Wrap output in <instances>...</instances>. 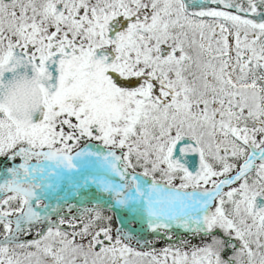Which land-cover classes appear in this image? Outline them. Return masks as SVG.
<instances>
[{
  "label": "rangeland",
  "instance_id": "rangeland-1",
  "mask_svg": "<svg viewBox=\"0 0 264 264\" xmlns=\"http://www.w3.org/2000/svg\"><path fill=\"white\" fill-rule=\"evenodd\" d=\"M182 1L54 0L55 29L61 37L55 45L71 49L62 64L63 71L70 68L71 72L65 74L53 99L45 103L43 116L36 124L19 128L0 116V220L4 228L0 233V264H222L212 250L218 244H212V239L201 242L186 223L179 225V219L184 221L186 217L174 206L170 211L168 206L160 205L169 219L162 227L157 225L158 220L141 211L143 206L135 199L125 201L126 212L114 214V181L124 188L130 186L127 180L114 179V168L121 166L144 183L139 188L145 193L205 194L210 187L213 172L209 168L200 179L189 180L166 164L164 156L175 130L162 131L159 120L155 125L149 122L143 102L149 89L143 79L133 84L144 73L143 65L149 56L154 62L150 49L158 59V53L180 45L173 33L181 24L187 28H182L181 39L197 27L194 37L203 75L210 76L211 67L219 63L211 58L221 47L213 27L218 25L217 33L227 32L229 26L224 19L240 14L229 11L224 4L196 0L198 20L194 21L181 8ZM252 1L246 0V13L241 16L259 19L258 31L264 37V0ZM256 8L258 11L252 13ZM98 11L101 15L96 16ZM91 16L96 20L88 29L98 27L108 46L105 37L114 22V60L110 47L104 50L99 62V58H91V51L82 54L80 45H73L80 40L81 20L86 17L90 23ZM246 31L250 32L248 28ZM262 47V53L256 51L260 64L264 62V42ZM161 63L165 65L168 83L178 81L177 60L161 57L157 69ZM99 66L107 74L98 73ZM113 71L114 78L110 76ZM85 75L93 78L87 93L82 92L81 86ZM96 94L99 97L92 98ZM132 124L135 131L130 137L127 133ZM199 139L206 146V137ZM76 149L106 156L104 160L108 162L103 169L112 174L105 178L92 159L82 163L76 153L68 159L66 156ZM232 170L227 168L215 175ZM11 198L14 200L5 204ZM183 199L187 202L186 197ZM144 207L157 209L158 205ZM189 207L192 210L190 204ZM215 207L214 213L202 216L206 225L214 221L224 230L225 224L238 219L235 215H221ZM98 209L111 211L114 225L90 226L93 212ZM228 230L222 234L234 241L243 239L238 229L229 226Z\"/></svg>",
  "mask_w": 264,
  "mask_h": 264
},
{
  "label": "flooded vegetation",
  "instance_id": "flooded-vegetation-1",
  "mask_svg": "<svg viewBox=\"0 0 264 264\" xmlns=\"http://www.w3.org/2000/svg\"><path fill=\"white\" fill-rule=\"evenodd\" d=\"M211 1L226 5L229 11L240 16L224 19V23L229 26L227 32L217 33L218 25H214V35L220 41L221 47L211 56L219 63L213 66L214 68L211 67L210 76H204L199 67L200 50L194 37L197 36V27L186 33V38L181 39L179 36L182 35L184 27L181 24L173 33L181 41L180 45L158 53V59L150 49L149 53L154 62L149 56L143 65L144 73L133 80L135 85L143 79L145 87L149 89L147 96L143 98L149 122L155 125V121L159 120L162 122V131L174 128V138L188 137L198 147L205 169L198 178L189 180L200 179L209 168L213 172L209 190L205 194L196 191L193 195L189 192L171 196L162 191L145 193L143 188H139L140 184L144 183L138 182L132 173H126L129 171L127 168L121 166L114 168V179L127 180L130 186L124 188L114 181L116 197L114 214L126 212L125 201L135 199L143 206L141 211L158 220L157 225L162 227L169 219L162 212L160 205L168 206L170 211H173L171 207L174 206L175 211L184 213L186 217L184 221L179 219V225L181 222L182 226L186 223L187 229L201 242L212 239V244H218L212 247V250L222 264H264V62L260 64L256 56V51L262 53L263 50L264 37L258 31L261 29V22L257 18L241 16L246 13V0ZM256 1L258 0L252 2ZM180 5L186 14L195 18L194 21L198 20L196 0L191 2L183 0ZM257 11L256 8L252 13ZM99 15L101 12L98 11L96 16ZM95 20V16L90 17V23L86 17L81 20L80 40L74 41L73 45H80L79 52L82 54L91 51V58L95 60L99 58V62L104 50L110 47L114 60V43L117 40L114 38V22L105 37L109 42L108 46L103 43L102 33L100 34L98 27L88 29ZM55 24L54 0H0V53L3 54L0 56V62L15 49L30 61L37 72H41V63L45 58L51 53L60 54L58 87L55 93L51 97H46L42 87L38 85L43 105L40 119L45 111V103L53 99L63 77L71 72L70 68L67 70L64 68L63 71L62 64L68 58L71 49L65 46L56 47L55 41L61 40V37L56 32ZM149 27L153 29L151 25ZM247 28L250 32L246 31ZM66 35L69 36V32H66ZM160 56L164 60L171 58L177 60V66L180 67L178 81L173 79L171 84L168 83L163 63L159 64L157 69ZM233 61L238 63L233 64ZM98 73L107 74L100 66ZM110 76L114 78V71ZM84 77L86 78H83L81 83L82 92L87 93L93 78H89V75ZM98 97L96 94L92 98ZM66 100L68 101V98ZM2 115L19 128H29L15 124L7 114L6 108L0 105V116ZM133 125L130 126L132 129L128 131L127 136L132 137L134 134ZM203 136L207 139V147L199 139ZM74 153L80 157L82 163L88 158L92 159L105 178L112 174V171L103 169L108 162L104 160L106 156H100L98 153L91 155L76 149L66 157L71 159ZM166 156L167 154L164 156L165 161ZM227 168L234 170L222 176L215 175ZM171 170L184 174L180 170ZM184 197L187 202L184 201ZM147 204L158 207L157 209L144 207ZM216 205L221 215H235L238 218L225 224L224 230L215 225L214 221L206 225V219L202 218L205 213L209 214L212 211L214 213ZM199 213H202L201 217ZM229 226L241 231L243 239L234 241L228 234H222L229 231Z\"/></svg>",
  "mask_w": 264,
  "mask_h": 264
},
{
  "label": "water",
  "instance_id": "water-1",
  "mask_svg": "<svg viewBox=\"0 0 264 264\" xmlns=\"http://www.w3.org/2000/svg\"><path fill=\"white\" fill-rule=\"evenodd\" d=\"M60 54L51 53L37 72L30 61L15 49L0 62V105L5 107L13 122L30 127L40 120L43 112L40 85L46 97H51L58 87ZM168 166L184 172L187 179H196L205 166L200 150L188 137H175L166 156Z\"/></svg>",
  "mask_w": 264,
  "mask_h": 264
},
{
  "label": "trees",
  "instance_id": "trees-1",
  "mask_svg": "<svg viewBox=\"0 0 264 264\" xmlns=\"http://www.w3.org/2000/svg\"><path fill=\"white\" fill-rule=\"evenodd\" d=\"M14 200V198L8 199L6 200V203H11ZM93 216L94 219H92L91 221H89V225L92 226L93 228H95L96 226H101V227H105L108 228L112 225H114V218L112 215V212L109 211L108 209H98V210H94L93 212ZM101 219V220H100ZM3 221L0 220V233L2 232L3 228ZM86 229V228H85Z\"/></svg>",
  "mask_w": 264,
  "mask_h": 264
}]
</instances>
